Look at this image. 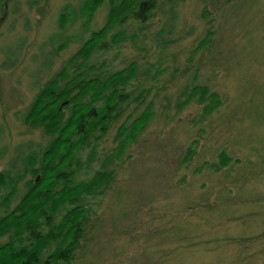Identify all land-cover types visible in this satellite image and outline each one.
I'll list each match as a JSON object with an SVG mask.
<instances>
[{"label":"rangeland","instance_id":"374dc122","mask_svg":"<svg viewBox=\"0 0 264 264\" xmlns=\"http://www.w3.org/2000/svg\"><path fill=\"white\" fill-rule=\"evenodd\" d=\"M82 1L1 4L0 171L21 168L20 147L46 145L42 129L23 124L25 111L106 24L107 2L86 22L78 16ZM157 4L147 22L128 18L111 32L123 31L119 48L90 60L105 71L136 62L127 92L144 93L136 115L151 105L153 119L119 155L117 129L129 108L95 147L76 156L77 180L103 169L115 174L108 189L86 201L91 217L69 264H264V0ZM68 8L78 17L62 27L59 16ZM208 31L210 43L200 47ZM62 40L67 45L59 50ZM193 81L221 101L207 116L206 102L191 99L178 108ZM222 152L229 158L224 166ZM29 179L17 184L11 209ZM6 193L0 189V207Z\"/></svg>","mask_w":264,"mask_h":264},{"label":"trees","instance_id":"16d2710c","mask_svg":"<svg viewBox=\"0 0 264 264\" xmlns=\"http://www.w3.org/2000/svg\"><path fill=\"white\" fill-rule=\"evenodd\" d=\"M105 2L109 8L106 24L88 35L80 49L38 89L25 111L23 124L42 129L48 137L46 145L40 150L20 147L16 164L21 168L0 171V189L7 191L0 207V239L6 238L0 243V264L71 263L91 217L86 201L108 189L115 174L103 169L87 180H77L80 164L76 156L95 147L111 123L129 108L126 120L117 129L119 155L153 119L151 105L136 115V105L146 101L144 93L127 92V86L136 78V62L118 71H105L103 65L91 64L90 60L100 50L119 48L117 45L125 38L123 31L111 32L123 27L128 18L147 22L158 7L157 0H83L79 18L89 22ZM2 3L0 0V7ZM75 13V9H63L60 25L65 27L69 18L78 17ZM211 34L206 32L200 47L210 43ZM66 42L60 41L59 50L66 47ZM186 88V97L178 108L192 100L206 102L203 113L207 116L221 105L218 95L206 85L193 81ZM191 155L188 151L183 161L188 162ZM219 157L223 166L229 162L223 152ZM27 175L31 179L25 182L24 193L11 209L17 184Z\"/></svg>","mask_w":264,"mask_h":264}]
</instances>
